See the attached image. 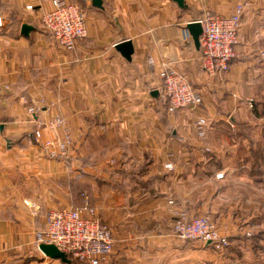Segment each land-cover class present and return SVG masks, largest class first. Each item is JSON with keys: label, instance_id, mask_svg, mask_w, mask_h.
Segmentation results:
<instances>
[{"label": "crops", "instance_id": "1", "mask_svg": "<svg viewBox=\"0 0 264 264\" xmlns=\"http://www.w3.org/2000/svg\"><path fill=\"white\" fill-rule=\"evenodd\" d=\"M51 1L0 0V264H67L44 256L37 236L50 209L86 200L114 237L100 264H264L240 228L227 227L230 245L216 251L177 238L171 213L240 223L247 202L264 200L256 192L264 166H252L264 152V0H184L185 8L173 0H70L87 26L73 50L41 23ZM239 2L235 57L225 73L209 76L186 24L204 10L229 14ZM126 39L130 59L116 49ZM164 70L184 75L202 103L167 112ZM41 100L43 110L30 118L25 105ZM51 114L64 118L72 137L65 159L45 157L34 140L37 122ZM198 117L207 120L203 138Z\"/></svg>", "mask_w": 264, "mask_h": 264}, {"label": "built area", "instance_id": "2", "mask_svg": "<svg viewBox=\"0 0 264 264\" xmlns=\"http://www.w3.org/2000/svg\"><path fill=\"white\" fill-rule=\"evenodd\" d=\"M32 8L31 5L26 6ZM244 4L237 3L229 14H216L204 10L192 21L201 27L199 35L198 63L207 75L216 76L229 69V63L235 57L234 45L244 13ZM41 23L63 49L73 50L77 41L86 36V13L70 0H52L51 8L42 13ZM4 19L0 14V29ZM149 64L153 59L149 58ZM162 80V92L166 101V111L173 113L181 108H195L202 103V94L190 85L186 77L174 70L159 73ZM41 106L25 105V113L30 117L42 111ZM50 104L46 107L50 110ZM47 127L61 135L42 139L41 129ZM207 120L198 117L195 130L198 137L206 136ZM34 140L41 153L49 159H65L72 146V137L65 126L64 118L51 114L39 120L33 130ZM171 169L170 163L165 165ZM221 173L216 174L220 176ZM26 202V201H24ZM169 204L173 201L169 200ZM174 235L181 240H200L210 244L216 251L229 247L230 235L206 215L189 216L181 209L171 210ZM53 243L65 254L85 264H100L109 259L114 250V237L110 225L104 222L94 206L86 200L82 206L63 209H50L45 215V227L37 236L36 243Z\"/></svg>", "mask_w": 264, "mask_h": 264}, {"label": "rangeland", "instance_id": "3", "mask_svg": "<svg viewBox=\"0 0 264 264\" xmlns=\"http://www.w3.org/2000/svg\"><path fill=\"white\" fill-rule=\"evenodd\" d=\"M256 192L258 193L261 192L264 195V186L262 187V189L257 188ZM252 202L253 201L247 202L248 210L246 212L249 215L248 217L241 219L240 223L217 222L212 218H210L208 215L206 216H208L212 221L218 224L220 228L229 235H230V230H228L227 227L229 228L231 226H234L236 230L240 228V231L243 232L244 234V239L246 240V242L249 243L246 244L247 249L250 248V251L253 252V254L256 253V255L259 254L262 255V253L264 254V200L261 201L262 204H259V201H254L256 203L250 205ZM254 213L255 216H253ZM257 261H261V260L258 259ZM74 263L85 264L84 262L78 260H74Z\"/></svg>", "mask_w": 264, "mask_h": 264}, {"label": "water", "instance_id": "4", "mask_svg": "<svg viewBox=\"0 0 264 264\" xmlns=\"http://www.w3.org/2000/svg\"><path fill=\"white\" fill-rule=\"evenodd\" d=\"M176 2V4L180 8H185L184 0H173ZM94 5L100 6L101 0H93L92 1ZM31 26L23 23L21 25L20 32L23 35H28L29 31L31 30ZM186 28L189 31V33L192 36V39L194 41V44L196 47H199V35L201 34V27L198 22L190 21L186 24ZM116 49L127 59H130L131 54L133 53V46L132 42L129 39L123 40L116 44ZM38 249L39 251L46 257L50 259H59L62 262L70 263V261L67 259L65 253L61 251L59 248H57L56 245L53 243H45L40 242L38 243Z\"/></svg>", "mask_w": 264, "mask_h": 264}, {"label": "trees", "instance_id": "5", "mask_svg": "<svg viewBox=\"0 0 264 264\" xmlns=\"http://www.w3.org/2000/svg\"><path fill=\"white\" fill-rule=\"evenodd\" d=\"M79 7L82 8L80 5H79ZM252 166L254 168H259V167H263L264 166V152L262 153V155L257 156L256 159L252 160ZM229 245H230V243H229ZM65 255H66L67 259L70 261L69 264H76V263H74V260H76V259H73L70 255H67V254H65ZM63 263H65V262H63Z\"/></svg>", "mask_w": 264, "mask_h": 264}]
</instances>
